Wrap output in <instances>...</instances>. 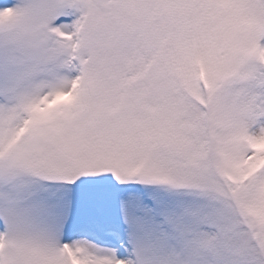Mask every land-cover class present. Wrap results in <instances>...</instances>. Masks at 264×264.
I'll use <instances>...</instances> for the list:
<instances>
[{
  "label": "snow or ice",
  "instance_id": "6c2138e0",
  "mask_svg": "<svg viewBox=\"0 0 264 264\" xmlns=\"http://www.w3.org/2000/svg\"><path fill=\"white\" fill-rule=\"evenodd\" d=\"M0 264H264V0H0Z\"/></svg>",
  "mask_w": 264,
  "mask_h": 264
}]
</instances>
